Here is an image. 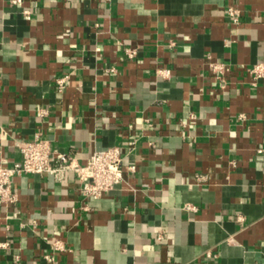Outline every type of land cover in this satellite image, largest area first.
Here are the masks:
<instances>
[{"label": "crops", "instance_id": "obj_1", "mask_svg": "<svg viewBox=\"0 0 264 264\" xmlns=\"http://www.w3.org/2000/svg\"><path fill=\"white\" fill-rule=\"evenodd\" d=\"M261 61L264 0H0V159L38 134L82 164L114 146L124 159L94 199L73 171L16 175L0 264H53L56 238L57 264H264Z\"/></svg>", "mask_w": 264, "mask_h": 264}, {"label": "built area", "instance_id": "obj_2", "mask_svg": "<svg viewBox=\"0 0 264 264\" xmlns=\"http://www.w3.org/2000/svg\"><path fill=\"white\" fill-rule=\"evenodd\" d=\"M227 13L234 23L239 22L240 11L235 6L228 7ZM174 44L171 42V45ZM126 52L130 58L137 55L136 48H128ZM211 68L224 82L228 68L222 63H211ZM157 71L163 77H167L171 72L167 68H159ZM248 71L254 84H256V81L264 78V61L256 63ZM67 81L68 76L65 75L57 78L56 84L60 90H63ZM17 145L21 159L15 161L12 167L6 166L3 159H0V204H13L18 200V194L13 183V178L16 175L51 174L56 180L61 181L65 178L67 171H73L79 182V190L85 199L102 197L105 193L112 191L124 179V159L120 146L96 150L89 156L87 162L82 164L66 153L53 150L51 141L39 134L33 140L20 141ZM258 152L263 153L264 149L259 148ZM129 170L135 171L136 166L130 165ZM186 207L196 209L192 204H187ZM6 244L1 243L0 245ZM52 248V253L45 255L44 258L53 264L58 263L57 253H65L70 250L61 238H56L53 241ZM207 256L209 258L216 257L211 251L207 252ZM18 261L19 258L17 257L13 264H19Z\"/></svg>", "mask_w": 264, "mask_h": 264}]
</instances>
